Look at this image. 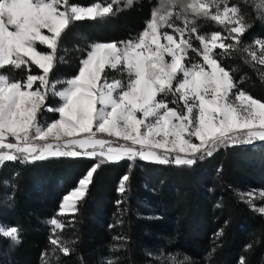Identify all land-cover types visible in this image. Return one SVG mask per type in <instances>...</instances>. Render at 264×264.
<instances>
[{"label":"snow or ice","instance_id":"snow-or-ice-1","mask_svg":"<svg viewBox=\"0 0 264 264\" xmlns=\"http://www.w3.org/2000/svg\"><path fill=\"white\" fill-rule=\"evenodd\" d=\"M132 2L127 0V5ZM118 3L80 6L70 0H0V164L83 156L191 167L221 147L264 142V102L237 89L215 51L227 54L236 49L251 27L229 0H165L151 12L136 39L95 43L80 60L76 75L52 79L58 59L63 60L58 57L63 35L76 22L114 15ZM189 15L222 25L228 36L197 34L200 47H194L191 34L198 29ZM173 17L183 20L184 27ZM164 26L176 35L161 32ZM229 39L234 43H225ZM255 43L264 52V40ZM189 50L200 60L187 63ZM250 55L257 59L255 53ZM259 63L264 64V55ZM107 70L122 78L110 79ZM20 71L24 75L17 78L14 73ZM50 96L60 103L50 106ZM45 111L58 118L42 121ZM99 166L88 170L63 198L62 212L76 209ZM128 179L122 178L121 193ZM240 195L264 214V206L252 203L254 192ZM260 196L264 198V190ZM49 223L54 229L64 227L55 218ZM0 236L18 242L19 229L0 225ZM50 243L64 255L71 252L58 237H50ZM240 264H245L243 257Z\"/></svg>","mask_w":264,"mask_h":264},{"label":"trees","instance_id":"trees-1","mask_svg":"<svg viewBox=\"0 0 264 264\" xmlns=\"http://www.w3.org/2000/svg\"><path fill=\"white\" fill-rule=\"evenodd\" d=\"M164 1L127 5L119 0L114 15L76 22L62 37L58 57L63 60L58 59L52 79L76 75L91 45L122 42L144 30L151 12ZM70 2L89 6L111 0ZM242 10L251 27L241 44L227 54L216 52L237 88L264 102V69L245 51L251 38L264 37V25L250 2ZM193 22L200 34L226 32L210 19ZM33 71L39 72L35 66ZM14 74L19 78L24 72ZM96 164L88 192L71 216L72 227L64 231L71 238L66 244L71 252L64 255L50 243L53 236L45 221L59 217L64 196ZM125 175L129 179L121 196ZM250 187L264 190L261 141L221 147L191 167L83 156L7 161L0 165V222L17 227L19 240L0 236V264H240L242 257L245 264H264V215L237 194ZM114 236L122 241L114 242Z\"/></svg>","mask_w":264,"mask_h":264},{"label":"rangeland","instance_id":"rangeland-1","mask_svg":"<svg viewBox=\"0 0 264 264\" xmlns=\"http://www.w3.org/2000/svg\"><path fill=\"white\" fill-rule=\"evenodd\" d=\"M248 2H250V4L254 7V10H255L256 14L258 15L259 20H260V21L262 22V24L264 25V18H262V17H264V0H229V6H230V7H231V6H238V7L240 8L241 12L244 14V12H243V10H242V5H244L245 3H248ZM163 3H165V1H164ZM163 3H162V4H163ZM89 6H91V5H89ZM213 11H214V9H213ZM244 15H245V14H244ZM245 18H246V20H247V17H246V16H245ZM189 20L193 21V18H192L191 16H189ZM173 22H174L176 25L180 26V27H184V22H183V20H176L175 17H173ZM142 31H143V30H142ZM142 31H141V32H142ZM164 31L169 32V34L176 35V34L173 32V30L170 29V28H168L167 26H164V27L161 29V32H164ZM141 32H138V33L132 35L129 39H127V40H125V41H128V40H130V39H131V40L136 39V38L138 37V35H139ZM214 32H215V31H214ZM220 33L222 34V36H228V32H227V31L224 32V33H222V32H220ZM197 34H200V33L198 32V33H193V34H191L192 43H193L194 47H200V45H199V41H197V40L195 39V36H196ZM210 34H211V33H210ZM210 34H208V35H210ZM233 35H235V34H233ZM177 38H179V37L177 36ZM185 38H188V37H187V34H186V37H185ZM257 40H264V37L255 36V37L251 38V39L245 44V48L247 49V51H248L249 53H255V54H256L257 59H256L255 61H256L260 66H262L263 69H264V64H260V63H259V57H260L261 55H264V52H262V50L260 49L259 45L255 43V41H257ZM162 42H163V41H162ZM100 43H104V42H100ZM107 43H109V42H107ZM225 43H231V40H230V39H229V40H226ZM216 50H218V49H216ZM216 50H215V51H216ZM219 50H220V49H219ZM221 52H222V50H221ZM188 57H189V59H188V61H186L187 63H192V62H196V61L200 60V57L197 56V54L194 53V52H192L191 50H189ZM107 75H108V77H109L110 79L113 78V77H115V78H122L119 72H113V71H111V70H109V71L107 72ZM57 80H66V78H60V79H57ZM57 87H58V88H61V87H63V85H58ZM237 89H238V88H237ZM234 91H235V89H234ZM245 92H246V91H245ZM248 94H249V93H248ZM168 99L171 100V98H168ZM47 103H48L50 106L55 107V106H57V105L60 103V101H59V98H58V97H51V96H50V97H49V100L47 101ZM169 106H170V107H175V106L172 105V104H170ZM180 107H182V105H180ZM42 118H43L42 121H48V122H51V121H53V120H55V119L58 118V114H56V113H54V112H48V111H45V112L42 114ZM105 138H107V139H112V140H116L118 143H124L123 141H120V140H118V138H115V137H111V138H109V137H106V136H105ZM194 142L199 143V141H195V140H194ZM255 149H256V148H254V150H255ZM6 162H7V161L3 162L2 165L5 164ZM0 165H1V164H0ZM121 182H122V179H121V181H120V183H119V188H120ZM77 186H78V185H77ZM73 189H75V188H73ZM73 189H72V190H73ZM72 190H70V192H71ZM261 190H262V189H260V188L250 187V188H246V189H240L239 191H237V194H238V196H240V198H241V195H240V194H242V193L246 194V193H249V192H254L255 198L253 199L252 203H253V205H255L256 207H261V206H264V198H261V196H260V192H261ZM70 192H69V193H70ZM119 192H120V191H119ZM69 193H67L66 195H68ZM66 195H65V196H66ZM120 195L123 196V195H124V192H123V193L120 192ZM65 196H64V197H65ZM241 199H242V198H241ZM242 200L246 201V200H247V197L245 196ZM246 203H247V202H246ZM62 204H63V200H62L61 205H60V210H59V214H58L59 217H56V218L54 217V218L57 219L61 224H63L64 227H63L62 229H54V226L51 225V224L49 223L50 220L53 219V218H49V219H47V220L45 221V223H46V225H47V227H48V230H49L50 233L52 234L53 238H57V237H58L62 243H64V244H68V243L70 242L71 238H70V239L66 238V236H64V231H65L66 227H72L73 218H72L71 216L74 215V214L77 212V206H78V203H77V206H76V209H75V210H71V211H63V212H62V208H61ZM247 204H248V203H247ZM248 205H249V204H248ZM249 206H250V205H249ZM250 207L253 209L252 206H250ZM263 215H264V214H263ZM0 225L5 226V227H13L12 225H7V224H4V223H2V222H0ZM120 241H122L120 236H114V242H120Z\"/></svg>","mask_w":264,"mask_h":264}]
</instances>
